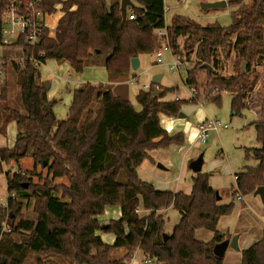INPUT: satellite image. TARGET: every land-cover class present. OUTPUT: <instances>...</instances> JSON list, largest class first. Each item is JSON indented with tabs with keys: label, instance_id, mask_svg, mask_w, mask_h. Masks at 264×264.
Instances as JSON below:
<instances>
[{
	"label": "trees",
	"instance_id": "1",
	"mask_svg": "<svg viewBox=\"0 0 264 264\" xmlns=\"http://www.w3.org/2000/svg\"><path fill=\"white\" fill-rule=\"evenodd\" d=\"M40 1L44 10L55 13L63 0ZM121 1L64 0L65 15L52 36L35 47L18 44L23 60L12 66L24 114L8 105L5 83L0 91V134H6L11 123L18 133L12 147H0V176L4 166L25 159L32 160L33 169L7 177L9 197L0 207V230L7 224L10 232L0 238V264H29L32 254L45 255L46 261L37 258L36 264H59L58 259L65 264H127L137 251L156 264H225L213 249L223 241L219 221L232 214L235 201L219 204L222 198L210 186V174H195L190 190L178 192L157 190L138 174L148 152L185 143L180 134L169 135L161 124V115L178 117L181 111L180 100H161L174 88L156 96L153 89L140 90L137 110L104 84L86 83L73 90L67 116L59 122L54 111L57 101L49 98L40 67L55 61L82 74L91 65L103 66L110 79L126 82L132 74L131 60L159 52L155 32L166 29L172 54L195 61L186 84L197 88L198 71H207L203 66L209 65L208 86L217 92L211 101L219 104L223 94H230L231 116L244 117L258 83L254 68L264 66V0H228L227 6L234 8L228 27L201 25L180 15L166 26L164 0H134L138 6L129 8L127 16L134 14L135 20L124 22ZM8 2L0 0V22ZM232 58L234 73L219 76ZM196 98L189 102L196 103ZM252 125L260 147L247 149L246 158L258 164L236 175V188L230 190L233 198L254 195L264 186V118L257 117ZM39 165L52 178L37 175L42 183H34ZM57 178L69 184H54ZM30 208L37 213L35 221L23 216ZM107 208H120L122 215L102 229L98 218ZM140 208L146 211L143 216ZM168 209L178 212L181 220L164 239L167 219L160 212ZM199 230L214 236L200 241ZM99 232L114 235V244H105ZM14 234L22 235V240L15 241ZM119 250L125 251L123 259H113ZM240 264H264V234L242 251Z\"/></svg>",
	"mask_w": 264,
	"mask_h": 264
},
{
	"label": "rangeland",
	"instance_id": "2",
	"mask_svg": "<svg viewBox=\"0 0 264 264\" xmlns=\"http://www.w3.org/2000/svg\"><path fill=\"white\" fill-rule=\"evenodd\" d=\"M221 0H183L182 3H179L177 0H165L166 6L170 7V11L166 16V26H169L171 19L175 15L185 16L201 25H208L213 23H218L224 27H228L232 24V11L234 8L227 6L223 9L216 10H202L201 5L203 3H212ZM228 1V0H225ZM63 2L56 4L55 9L56 13H53L54 22L59 20V17L62 18L65 14L62 12ZM109 3V2H108ZM75 9V8H74ZM166 33L163 30L160 31ZM158 31L155 32V36L160 43V46L167 44V39L164 36H161ZM180 48H183V41L180 42ZM172 53V52H171ZM169 51H163L162 53V63H156V55H143L141 57L140 66L136 71H134L130 78L128 79V85L124 87L128 89V94H120L123 98H128V100L133 103L137 110H140V106L136 102V94L139 90H144L145 86H149L146 91L150 89L157 88L156 95L163 94L162 92L168 88H174L173 92L168 93L162 101L174 102L175 98H178L181 102V111L178 114V117H169L166 115H161V124L167 130L169 135H181V139L185 142L182 145L172 144L169 148H160L156 151H160V156H157L156 166L161 164L167 171L159 169L155 166V163L152 162V168L155 172L159 173L162 176L160 179L152 181L157 190L164 191H188L192 185V178L195 175L192 170L189 168V162L198 159L202 156L203 158V173L210 174L209 184L212 188H215L221 196L219 202L220 205L229 204L230 202L237 201V198H234L230 194L232 188H236V179L235 176L245 172L248 168L256 167V161L249 158H246L247 149H256L260 147V144L256 138V131L252 125L255 117L258 119L264 118V66L260 65L254 68V75L258 77V83L255 86L252 95L247 100L246 103V116L244 117H232L230 112V103L232 96L230 94H223L220 100V103L217 104L212 102L211 99L217 96V92L213 91L208 86V72L206 70H200L197 74V90L196 93V103H190L192 99V93L190 86L186 84L187 71H192L195 67V61L193 58L189 59L191 62H186L184 55L181 56V69L180 70H171V64L175 60L173 54ZM0 56H5L7 59V77L6 83L9 90V101L8 105L20 111L24 114V110L21 104L20 97V86L18 84V76L13 70L12 63H21L23 59L22 49L17 46L0 48ZM226 62L225 70L218 72L219 76L228 77L234 73L233 60ZM193 60V61H192ZM89 67L84 70V74H75L72 72L71 67L67 63H58L55 61H48L45 65L40 67L42 81L46 84L49 82L51 84L50 93H54L51 99L57 101V104L54 108L56 117L58 121L65 120L68 109L72 100V90L77 88L75 84L76 79L82 80L88 76ZM156 75H162V82L157 86H152L153 78ZM108 78V74H107ZM110 79V78H109ZM69 81V83H68ZM104 83V82H103ZM84 85V84H83ZM82 86V85H81ZM104 88H108L107 85ZM161 89V90H160ZM118 94V93H117ZM155 95V96H156ZM128 96V97H126ZM182 114L183 117L180 119L179 115ZM204 119H214L219 121L223 125H228L227 129L220 128L216 131L209 133L208 138L205 142L194 141L193 132L197 127L200 120ZM178 122L179 125L174 129H167L165 126L169 122ZM177 123V124H178ZM11 133L14 132V140L17 137V127H11ZM12 138V139H13ZM169 149V150H168ZM153 151V150H152ZM151 152V151H150ZM149 153V152H148ZM194 158V159H193ZM149 160V159H148ZM151 161V159L149 160ZM33 169V162L31 159H25L21 161L19 165L11 163L10 166L4 167V173L6 176L12 175L17 171H31ZM146 169L141 171V176L143 180L144 177L147 178L148 174L144 176ZM6 171V172H5ZM35 175L33 176L34 183H42L38 179L37 175H42V178L48 177L52 178L48 174L47 170L42 168V166H37L35 170ZM54 184H64L68 185L66 179H54ZM180 187V188H178ZM6 179L4 174L0 177V204L3 203L0 207L6 206ZM4 198V199H3ZM244 198L246 206L250 207L252 215L246 216L244 222H249L252 216L256 214L264 218V203L260 197L254 195H247ZM163 211V210H162ZM161 211V212H162ZM112 212L111 209H108L104 215L100 217L101 223L108 224L111 219L108 217ZM146 211L140 208L139 214L144 215ZM165 217H169L167 224L165 226L166 230L173 228L176 224V211L170 210L166 213ZM163 215V214H162ZM23 216L25 219L35 221L37 213L30 209H25L23 211ZM164 216V215H163ZM110 220V221H109ZM116 220V219H113ZM230 222V218L225 217L222 219L221 227L225 223ZM254 223H258L254 219ZM105 225V224H104ZM4 229V228H3ZM102 232H99L100 235ZM203 232L197 236L198 240L202 241ZM108 234V233H106ZM168 234V233H167ZM264 234V230L262 232ZM110 235V234H109ZM14 240L20 242L22 240V235L14 234ZM103 237H107L104 235ZM224 238V236H223ZM105 240V238L103 239ZM125 251H116L112 254L113 259L120 260L123 259ZM45 255H34L32 254L29 257V264H36V259L40 258L43 261H46L44 258ZM149 259L146 258L141 251H137L133 257L134 263L127 264H145V261ZM51 261H56L55 258H49ZM131 260V261H132ZM234 259H230L228 256L223 259L225 264H230ZM59 264H65L62 260H57ZM132 261V262H133ZM152 264H156L152 260Z\"/></svg>",
	"mask_w": 264,
	"mask_h": 264
},
{
	"label": "crops",
	"instance_id": "3",
	"mask_svg": "<svg viewBox=\"0 0 264 264\" xmlns=\"http://www.w3.org/2000/svg\"><path fill=\"white\" fill-rule=\"evenodd\" d=\"M133 3H134V6H138V4L136 2H134V0H133ZM164 3H165V0H164ZM165 6H166V3H165ZM141 57L142 56H140L138 58L139 59V66L141 64L140 63ZM88 72H89L88 73V76L85 77L84 79H82V80H77L76 79L75 84H77V88L79 86L83 85V84H86V83H90V84H100V83H102L104 85H107L108 86L107 89L112 90V92L114 94H116L117 96L122 97L121 96L122 94H128V89H126L124 86L125 85H128V82L129 81L119 83V82H116L115 80L109 79V76L107 78V72H106L105 67H103V66H96V65L92 66L91 65V66H89V71ZM133 72L134 71L132 70V73ZM82 74H84V72ZM162 78H163V76L161 75L160 84L162 82ZM68 83H69V81H68ZM46 87L48 89V96L51 99L52 96H53V94H54V93H50L51 84L49 82H47L46 83ZM148 87L145 86L144 87L145 88L144 90L146 91ZM73 90H72V92H73ZM126 97H128V96H126ZM125 99L128 100V98H125ZM135 99H136V97H135ZM175 100H176V98H175ZM135 109H136V107H135ZM140 109H141V107H140ZM256 118L257 117H255L254 120H256ZM200 121H202V120H200ZM177 123L178 122H176V121L169 122V124L166 125L165 127L167 129L172 130L175 127H177V125H179V123L178 124ZM12 126L13 127H16V124L15 123L9 124L7 126V129H6V134H3V133L0 134V147H5V146L12 147L14 145V142H15V140L13 138L14 137V132L11 133V130H12L11 127ZM196 129H197V127L195 128V131L193 132V136L196 134ZM148 154H149V160L151 159V161L145 160L142 163V165L138 168V174L141 177L142 176L141 175V171L144 170V169H146L145 172H144V176L146 175V173L148 174V176H147V178L144 177V179H149L150 178L151 179L150 180V183L152 181H155V179H158V181L161 183L160 179L162 178L163 175L159 176L160 174L157 173V172H155L154 169L152 168V165H151V163L154 162L155 163V166H156V159L158 158L157 156H160L159 155L160 154V151L153 150V151L149 152ZM192 162L193 161L190 160L189 165ZM13 164H15V163H13ZM257 164L258 163L256 162V166H257ZM202 169H203V165H202ZM164 171H167V169L165 168ZM4 176H5V179H6V189H7V177L11 178L12 175L6 176V173H4ZM163 177H165V176H163ZM209 180H210V177H209ZM146 181H149V180H146ZM151 184H153V183H151ZM178 188H180V187H178ZM161 191H164V190H161ZM178 191H180V189H178V190H176L174 192H178ZM8 197H9V195H8V192H7L6 197H5L6 202H7ZM256 197H259V196H256ZM234 200H235V198H234ZM0 201H2V198L0 199ZM230 201L231 200L229 198V203H230ZM2 205H3V203L0 204V206H2ZM246 205L247 204H245L244 198H243V202L242 203H240L239 201H236L235 200V208H234L232 214L229 215V216H225V217L230 218L231 221L230 222L228 221L227 223L224 224V226L221 227L222 219L225 218V217H222L220 219V221H219L218 226H217L218 231L224 236L223 241H225V240L229 241V240H231V238L234 235H236V234L239 235V239H238L239 251H235V250H233V249H231V248L228 247V249L226 250V252L224 254V257H223V259L226 258L227 256L230 259H234L233 260L234 262H232L230 264H240L241 263V260H242V251L245 250V249H247L253 242L259 241L263 237L262 232L264 230V218H262L260 216H257L256 214H254L252 216L253 220L251 219L249 222H244L246 216L252 215L250 207H248ZM108 209H111L112 210V212L108 216V217H110L109 219H111V220L116 219V221H117V220H119L121 218L122 213H121V209L120 208H107L104 213H106ZM170 210L171 209L163 210L160 213L163 214L164 217H165L166 216L165 212L168 213V212H170ZM144 214H146V213H144ZM165 218L168 220L169 217L167 216ZM175 218H176V221H175L176 224L173 226V228H170L169 230H166L165 229L166 233L171 234L172 231H173V229H174V227L180 222L181 216L179 215L178 212H176ZM98 219L100 220V217ZM254 219L258 223L257 225L254 223ZM104 224H106V223H103V225ZM202 232H203V230L197 231L196 236H198ZM205 232H207V233L202 234V237H203V240L202 241L208 242V241H210L213 238L214 235H213L212 232H208V231H205ZM104 235H106L107 237H103ZM99 236H100L101 240L105 244H107V245H113L114 242H115V236L112 235V234L109 235V234H106V233H101ZM104 238H105V240H103ZM120 251H122V250H120ZM132 261H131V263H134V261L133 262Z\"/></svg>",
	"mask_w": 264,
	"mask_h": 264
},
{
	"label": "built area",
	"instance_id": "4",
	"mask_svg": "<svg viewBox=\"0 0 264 264\" xmlns=\"http://www.w3.org/2000/svg\"><path fill=\"white\" fill-rule=\"evenodd\" d=\"M177 1L182 3L183 0ZM169 11L170 7L165 6V19ZM53 17V13H49L42 8L40 0H9L0 22V48L11 46L19 47L18 44L20 41H23L27 46H37L45 36L50 37L53 35L56 25L59 21L58 20L54 22ZM127 18L131 21L135 20L134 14L128 15ZM163 31L166 32V29ZM159 34L164 37L166 35V33L164 34L162 32ZM163 51H169L171 53L168 43L163 45L161 50L155 54L156 63H162ZM173 57L175 60L171 64V70H180L182 67L181 56L173 55ZM31 60H33V58H31ZM6 61L7 58H5V56H0V91L6 83ZM190 90L193 99L196 97L197 90L195 87H190ZM175 101H178V98H176ZM220 128L227 129L228 125H223L214 119H204L197 125L194 141L205 142L210 132L216 131ZM235 179H237L236 176ZM237 201H243V197L237 196ZM3 228L0 230V238L3 233L10 232V228L7 224H3ZM152 263L153 261L151 259H147L145 261V264Z\"/></svg>",
	"mask_w": 264,
	"mask_h": 264
},
{
	"label": "water",
	"instance_id": "5",
	"mask_svg": "<svg viewBox=\"0 0 264 264\" xmlns=\"http://www.w3.org/2000/svg\"><path fill=\"white\" fill-rule=\"evenodd\" d=\"M134 6V3H133V0H122L121 1V4H120V12H121V15H122V20L125 22L126 21V18H127V10L129 8H132ZM227 7V1L225 0H221V1H216V2H212V3H203L201 5V8L202 10L206 11V10H216V9H223V8H226ZM139 67V59L138 58H134L131 60V68L133 71H136ZM203 68H206L208 72H211V67L209 65H204ZM243 68H244V64H243ZM160 80H161V75H156L154 78H153V81L152 83L154 85H159L160 84ZM157 88L154 89L153 91V96L156 95V92H157ZM183 115L180 114L179 115V118H182ZM202 165H203V158L202 156L198 157V159H196L195 161H193L189 167L190 169L192 170V172L194 174H198V173H201L202 172ZM159 169H162L164 170L165 168L161 165V164H158L157 166ZM254 196H259L262 200V202L264 203V186H261L259 188H257V190L255 191L254 193ZM217 200L219 201L220 200V197L217 196ZM108 225L105 224L102 226V229H105L107 228ZM169 236V234L165 233L163 235V238L164 239H167V237ZM238 239H239V235L236 234L234 235L231 240L227 241H222L221 243H218L214 246V249H213V253L216 257L218 258H223L224 257V254L226 252V250L229 248L235 250V251H239V247H238Z\"/></svg>",
	"mask_w": 264,
	"mask_h": 264
}]
</instances>
